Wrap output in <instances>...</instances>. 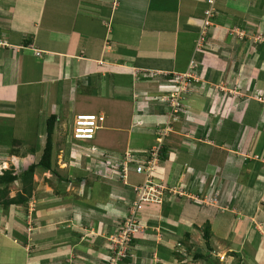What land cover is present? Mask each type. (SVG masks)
Returning <instances> with one entry per match:
<instances>
[{
  "label": "crops",
  "instance_id": "0c3cea01",
  "mask_svg": "<svg viewBox=\"0 0 264 264\" xmlns=\"http://www.w3.org/2000/svg\"><path fill=\"white\" fill-rule=\"evenodd\" d=\"M205 9L204 0H0V36L13 47L0 49V96L8 94L14 103L11 106V102L0 104V120L15 115L13 108L15 112L20 108L15 100L23 94L29 97L31 92L32 95H38L45 91L44 99L51 104L62 100L67 106L68 115L88 112L104 116L105 120L99 126L95 138L101 137V131L125 134L118 153L109 152L100 143H96L90 150L93 153H104L102 159L110 164L119 162L121 166L130 154L133 155L130 156L132 159L138 161L146 156L148 150H142L139 144H142L141 141L147 144V140L136 138L133 127L144 128L145 131L141 129L143 133L151 129L152 133L161 134V128L168 122L169 126L171 123L169 134L177 140H173L174 143L168 142L170 139L167 138L162 140L161 146L166 149L165 158L161 161H165L166 166L161 168L163 175L166 172L172 175L171 172H175L181 165L186 169L191 162V167L194 164L206 166L208 161L204 150L212 147L209 144L213 140L211 134L217 132L218 138L220 131L217 128L220 124L224 128L228 125L236 126L235 118L252 116L257 104L252 95L264 89V65L259 66V61L264 60V0H216L215 15L211 19L203 48L194 54L197 65L193 71L195 80H190L188 94L182 96L180 112L171 115L166 102L162 100L175 89V76L187 71L191 59L189 52L194 47ZM34 50L40 51V57L34 55ZM133 78L138 80L133 83ZM130 102L134 103L130 111L125 112L124 104L129 105ZM193 105H199V108ZM121 116L125 118L124 122ZM214 126L217 128L212 129ZM206 131L209 133L206 134ZM128 141H132L131 145ZM220 145L218 143L214 147L221 148ZM152 146L154 143L150 148ZM170 149L180 153L172 161L177 165L176 168L173 163L168 167L166 164L168 155H173ZM129 150L135 152L130 153ZM72 152L81 154L76 149H71ZM181 153L186 156L182 157ZM18 155L10 154L8 160L12 162L24 158ZM86 156V159H90L89 155ZM223 157L227 158V155ZM32 158V155H27L28 160ZM7 162H0L1 171L6 170L3 164ZM228 163L225 159L220 166L212 164V169L219 170L215 176L217 179L205 180L209 183L206 189L209 190L208 195L213 193L216 197V205L211 208L213 215L227 210L229 188L232 194L235 190L236 200L243 193V186H236L235 181L232 187L223 182L229 179L226 175ZM133 167L128 168L125 179L121 178L122 167L119 171L116 167L106 168L111 181L115 182V177L119 184L112 192H108L103 208L96 206V210L104 212L110 221L125 215L127 204H120L117 200L129 194L122 182L128 184V179H134L131 177V173H135ZM190 174L188 169L187 176ZM202 177V173L197 175L195 188L200 189ZM199 189L191 193L197 197ZM168 205L167 201L162 209L150 207V211H147L141 208L138 221L145 227V233L143 231L138 239L140 242L135 241V244L156 248L157 254L162 257L160 260L174 264L163 258L168 254L159 250L162 247L158 242H179L185 238V234H189L188 241L181 246H189L190 252L181 255L179 259H189L192 263L193 244H189L192 235L187 228V223L192 219L182 220V217L170 214L167 208L174 205ZM92 209L95 210L94 206ZM116 209L123 212H116ZM157 211L162 213L165 220L162 232L170 237L163 236L162 240L156 238L154 243L151 239L142 238H146L145 234H150L154 227H158V222L152 218ZM232 213L236 218L230 220V224L218 221L219 225L225 228L237 224L235 229L243 231L242 220L236 212ZM167 219L174 221V224ZM195 228L199 229V226ZM210 230L212 240V227ZM114 231L112 228L108 233L113 234ZM242 236L244 239L247 237L243 233ZM248 241L246 239V243H243L244 247L248 246ZM168 248L166 246L162 249L169 251V257H172L173 249ZM174 250H177L176 246ZM138 252L140 254H135V258L143 264L148 256L142 254L143 250ZM220 253L217 252L218 255ZM64 254L66 251L59 248L49 258H60ZM28 257L31 255L28 254ZM131 263L134 264H126Z\"/></svg>",
  "mask_w": 264,
  "mask_h": 264
},
{
  "label": "rangeland",
  "instance_id": "374dc122",
  "mask_svg": "<svg viewBox=\"0 0 264 264\" xmlns=\"http://www.w3.org/2000/svg\"><path fill=\"white\" fill-rule=\"evenodd\" d=\"M207 24L211 25L209 21ZM2 48L10 49L13 47L7 44V46ZM197 51L194 46L189 52V57H191L190 61L195 62L194 54ZM259 62V66L264 65V60ZM259 69L262 70V68ZM135 80L137 81L138 79L133 78V83ZM31 93L33 94V92ZM32 94L29 93V97L23 94L18 100L14 99L20 108L16 112L13 108V114L15 113V115L0 120V162L4 160L5 162L8 161L7 164H3V168L9 169L13 167L17 174L26 170L30 164L36 163L39 160L45 141V121L50 115H55L56 122L52 137L53 151L51 170L50 172L39 168L35 170L32 179L33 190L26 206H0V264H28L34 261L37 264H118V258L122 257L124 251L129 250V247L125 245L117 253L116 248L120 245L121 240L119 241V239L114 237L124 224L126 214L137 200L135 187L142 182L143 178L142 175L138 176L133 172L131 173V177L134 178L133 180L128 179V184L122 182L126 186L125 189L129 191V194L123 196L122 200L115 198V201L117 200L120 204H127L125 205L127 209L124 210V217L117 216L115 220L110 221L109 218L107 219L108 216H104V212L101 210L98 211L96 208H103L102 205L108 198L109 193L119 184L115 177L113 181L116 183L111 181L110 173L106 171V168L116 167V170L119 171L121 166H119V162L110 164L107 160L102 159L104 153H93L90 150L92 147H95L96 143H100L109 152L118 153L119 148L124 143L125 134L117 133L116 131H101L100 138L96 137L90 142L76 144L71 138V123L74 115L73 113L70 115L66 114L68 111L65 103L61 100L58 103L53 102L51 104L44 99V95H46L45 91L44 93H38V95ZM33 96L34 98H32ZM252 96L255 103H257L252 116L250 114L248 117L244 116L242 119L235 118L237 120L236 126L228 125V127L226 126L224 128L220 124L218 128L215 126L212 127V129L217 128V131L220 132L218 133V138H216L217 132L211 134L213 135V140L209 144L212 147L204 150L207 153L206 159L208 164L206 166L199 167L194 164L191 167L193 164L191 162V164L188 163L187 170L183 165H181L182 167L176 168L177 165H174L172 161L180 153L177 154V151L170 149L173 151V155H168L166 164L168 167L173 163L176 171H172V175L170 173L168 175L166 172L164 176L161 168L165 166V161L162 163V160L155 164L153 167L154 170L152 171L153 182L164 187L169 193L166 194L163 191L160 204H141L136 211V218L138 219L139 213H142L141 208H146L147 211H150V207L162 209L167 201L170 205L174 202V207L169 210L170 214L172 213L174 216L182 217V220L192 219L187 223V228L192 235V242L189 244H193L191 246L193 253L203 251L201 229L206 225V221L211 220L209 224L214 234L211 244L214 249H217V252H221L219 255L216 253L219 257L216 263L219 264H264V89L255 92ZM7 102H11L10 106L14 104L8 97V94L6 96H0V104H8ZM133 103L130 102L129 105L124 104V111H130ZM136 103H141V101H136ZM249 105L250 103L248 107ZM195 107L199 108V105ZM123 118L121 116L124 122L125 118ZM126 122H128V119ZM122 125L120 124V126ZM138 127H133V131H135L136 138L147 140V144H143L144 141H141L142 144H139L142 150H148L146 152L147 155L153 149L152 147L160 144L157 140L158 137L162 140L164 138L170 139L168 142L171 143L175 142L173 140H177L171 137V133L169 134L171 127L167 131H164L167 125L161 128L163 130V137L158 132V134L152 133L151 129L143 133L141 129L144 130V128ZM207 133L209 132L206 131ZM14 140H17L20 144L12 146L11 144ZM130 142L132 143V141H128V143ZM152 143H154V146L150 148ZM218 143L221 144V148L214 147ZM36 145H38V152H36L35 156L30 154V150ZM147 147L150 149H147ZM70 148L78 150L81 154H76L77 151L75 154L74 152L70 153ZM14 150L20 151L19 154H25L24 152H26L23 156L24 158L20 161L12 160V162L8 160ZM129 151L130 153L135 152L133 150ZM209 152L210 154H208ZM225 154L227 158L223 157ZM27 155H32L33 158L28 160ZM86 155H89L90 159H86ZM181 155L182 157L186 156L184 153H181ZM130 156L133 157L131 154ZM144 157H141V162ZM225 159L227 162L229 161V168L226 171L229 179L223 182L232 187V183L235 181L236 186H243V193L236 200L235 197H237V194L235 190L232 194V189L230 190L229 188L226 197V201L228 199L227 210H224L226 212H222L221 214L215 213L216 216L212 214L213 211L211 210V208H214L213 205H216L214 200L216 197L213 193L208 195L209 190L206 189L209 183L207 184L205 180L217 179L215 176H217L216 174H218L217 172L219 170L212 169L213 166L211 165L216 164L220 166V163H223ZM133 160L140 162V160ZM197 163L199 164V162ZM130 166L135 167L133 164ZM188 169L191 172L189 177L187 176ZM199 173H202L203 176L200 189L194 186ZM158 174L161 176L157 177ZM59 178L62 181H59ZM196 182L198 181L196 180ZM21 188L20 181L9 185V197H14ZM198 189L199 197L197 198L191 192L197 191ZM205 201L209 204H206ZM93 206L95 210L92 209ZM232 211L234 213L236 212L243 222L244 229L243 231L239 230L241 231L240 234L237 233L239 232L237 228L235 229L237 224L235 226L233 225L234 227L225 228L219 225V222L222 223L223 221L230 224V220L236 218V215ZM116 212L123 211L116 209ZM157 212H155L152 218L158 222V227H154L153 232L145 234L146 238L144 237L142 239H151L154 241L159 238L161 240L164 239L163 236H166V238L170 237V235L162 232L164 226L162 224H165V220L161 216L162 213ZM167 221L174 224V221L169 219ZM193 224L199 226V229L193 227ZM112 228L115 231L113 234H109L108 232L112 231ZM143 228L145 233V227L143 226ZM242 233L244 236L247 235L246 239H249L248 246L245 245L244 247L243 245V243H246V239H244ZM124 243L125 241L123 245ZM158 244L162 248L168 246V250H174V246H176L178 253H181V250L183 251L182 246L177 241L175 243L158 242ZM145 246L134 245L133 251L130 250V256L132 257V261L130 260V262L142 264L140 260L135 258L136 253L134 252L136 250H143L144 252L142 254L145 257L148 256L143 261V264H152V259L153 264H168L159 259L162 257L157 254L156 248H147ZM59 248H63L66 254L60 258H49ZM162 248L159 247V250L168 254L163 258L168 259L169 262L174 264H206L205 261L200 262V260L191 263L189 259L187 261L181 260L179 256L176 257L175 255L169 257V251H164ZM173 250L171 251L173 252ZM47 251L49 253L44 254ZM27 253L31 257H28ZM107 255L111 257H107ZM213 257L216 258V255H213Z\"/></svg>",
  "mask_w": 264,
  "mask_h": 264
},
{
  "label": "built area",
  "instance_id": "2783aa9c",
  "mask_svg": "<svg viewBox=\"0 0 264 264\" xmlns=\"http://www.w3.org/2000/svg\"><path fill=\"white\" fill-rule=\"evenodd\" d=\"M214 3L215 0H206L208 8L204 12L205 21L203 23L199 37L196 41L197 49H199L204 42V34L206 32L207 26L209 25L207 24V22L213 16ZM4 46H7V42L0 39V47ZM36 56H39V52H36ZM193 68L194 63L190 61L188 66V72L179 76L177 89L170 95L169 113L171 115L176 114L179 111V101L181 99L182 94L186 93L187 91L188 79L191 77L189 71H192ZM103 121L104 117L101 115H94L92 113L76 115L72 125L73 140L80 142L91 140L95 135V131L98 128V124L102 123ZM168 129L169 128H166V130L164 131H167ZM161 136L163 137L162 133ZM160 144L156 147H153V149H151L148 153V156L144 160H142V162H138L133 168L136 174H141L143 176V182L141 185L135 187L137 200L133 203V207H131L130 211L127 213L124 224L118 230L117 234L114 237L119 239V241L121 240V243L119 242L120 245L118 246V248H116L117 253L119 252V249L128 244L132 235L143 233L144 228L143 226H141L140 222L136 218V211L140 207V205L145 203L160 204V199L163 196V191H167L169 193V191L166 190L164 187L154 183L152 179V171L154 170L153 167L157 162H159V150L161 147ZM132 162H134L133 159L127 155L126 159L122 163V179L126 178L127 170L128 168H130V165H132ZM124 241L125 243L123 245ZM125 252L126 251H124L122 257L125 256ZM120 258H118V262Z\"/></svg>",
  "mask_w": 264,
  "mask_h": 264
},
{
  "label": "trees",
  "instance_id": "16d2710c",
  "mask_svg": "<svg viewBox=\"0 0 264 264\" xmlns=\"http://www.w3.org/2000/svg\"><path fill=\"white\" fill-rule=\"evenodd\" d=\"M215 15V13H214ZM251 112V111H250ZM249 116V115H248ZM247 116V117H248ZM56 122V116L55 115H50L46 121H45V141L43 144V148H42V152L41 155L39 157V160L36 163L30 164L26 170H24L23 172L17 174L15 173L13 167H10L9 169H6L4 171H2V174L0 175V206L1 207H9V206H26L31 194H32V179H33V174L35 172L36 169H43L47 172H50L51 170V158H52V137H53V132H54V125ZM20 142H18L17 140L12 141V146H17L19 145ZM20 151H15L13 152L12 155H18ZM36 152H38V145L32 147V149L30 150V154L35 155ZM26 154V152H24ZM25 154H21V157H23ZM165 154H166V149L162 148V146L160 147L159 150V161H161L162 159L165 158ZM18 155V156H20ZM147 155V154H146ZM147 156L144 157V159ZM59 181H62L61 178L58 179ZM17 181H20L22 188L19 192H17L15 194L14 197H9V185H12L14 183H16ZM166 194H168V192H165ZM199 196V195H198ZM176 204V203H175ZM172 205H174V202L172 203ZM171 206V205H168ZM172 207H168L167 210H171ZM165 215V214H164ZM206 225L203 227L202 230V239L204 241V252L206 251L205 254H202L201 252L199 253H194L193 254V259L194 260H198V259H204L205 262H207V264H214L213 261H211L210 257H211V252L213 251L211 242H210V237H211V232H210V228H209V224L208 221L205 222ZM195 227H197L195 225ZM140 234H135L132 235L130 237V241L127 244V247H129V250H126L125 252V256L120 258L118 264H126L128 262H130V250L132 251L134 245L137 246V244H135V241H139L138 239H140ZM137 238V240H136ZM189 238V234H185V238L182 239V241H179L178 243L180 245H183L185 241H188ZM142 242V241H141ZM138 243V242H137ZM186 252L189 253L190 252V248L189 246H187L186 248ZM140 251V250H139ZM136 255H139L140 252L135 251ZM173 255L180 256L179 258H181L182 256L176 252V250L173 251L172 253ZM107 257H111L110 255ZM109 261V260H108Z\"/></svg>",
  "mask_w": 264,
  "mask_h": 264
},
{
  "label": "clouds",
  "instance_id": "9594fccd",
  "mask_svg": "<svg viewBox=\"0 0 264 264\" xmlns=\"http://www.w3.org/2000/svg\"><path fill=\"white\" fill-rule=\"evenodd\" d=\"M204 3L206 4V0H204ZM215 3H216V0H215ZM215 3H214V11H215ZM208 8V5L206 4V9ZM205 9V10H206ZM205 10H204V12H205ZM204 12H203V19H202V22H201V25L199 26V34H200V32H201V29H202V26H203V23H204V21H205V16H204ZM214 17V12H213V16H212V18ZM212 18H210L208 21H209V23L211 24L212 22H211V19ZM211 27V25H208L207 26V28H206V32H205V34H204V42H203V44H202V46L199 48V49H197L196 48V41H197V39H198V37H199V35L197 36V38H196V40H195V42H194V46H195V48L199 51V50H201L202 48H203V45H204V43H205V39H206V36H207V33H208V31H209V28ZM0 38L2 39V40H4L1 36H0ZM4 41H6V40H4ZM8 44V43H7ZM0 49H3L2 47H0ZM5 49H7V48H5ZM11 49V48H10ZM197 51V52H198ZM36 52H39V56H36ZM40 51H35L34 50V55L36 56V57H40ZM192 61V60H191ZM193 63H194V68H193V70L192 71H189L190 72V74H191V77L188 79V87H187V91H186V93H184V94H182V96H184V95H186V94H188V91H189V89H190V80H195V75H194V73H193V71L196 69V67H197V65H196V63L194 62V61H192ZM190 63V62H189ZM189 63H188V66H189ZM188 72V67H187V71L185 72V73H187ZM184 73V74H185ZM183 75V74H182ZM179 76H181V75H179ZM179 76H175L176 77V81H175V83L173 84L174 86H176L175 87V89L173 90V91H171V93H173L176 89H177V86H178V81H179ZM171 93L167 96V98H165V99H163L162 101H165L166 102V104H167V107H168V109H170V95H171ZM182 96H181V99H180V101H179V103H180V108H179V111L176 113V114H178L179 112H180V109H181V107H182V104H181V100H182ZM159 101H161V99L159 100ZM161 101V102H162ZM168 104H169V106H168ZM169 111V110H168ZM78 114H87V113H77L76 115H78ZM92 114H94V113H92ZM76 115L74 116V119H75V117H76ZM94 115H97V114H94ZM104 117V116H103ZM74 119H73V121H72V125H73V122H74ZM104 120H105V118H104ZM104 122V121H103ZM102 122V123H103ZM102 123H99L98 124V128L96 129V131H95V135H96V132H97V130L99 129V126L102 124ZM168 124V123H167ZM166 125V124H165ZM170 126H171V123H170ZM169 126V124H168V128L170 127ZM158 134V133H157ZM95 135H94V137L91 139V140H88V141H84V142H80V141H75V140H73V138H72V127H71V138H72V140L74 141V142H76V143H78V144H84V143H86V142H90V141H92V140H94V138H95ZM159 139V138H158ZM159 142L160 143H162V139H159ZM160 145H162V144H160ZM153 148V147H152ZM150 152V151H149ZM146 156H148V155H146ZM144 160V159H143ZM134 161V160H133ZM141 162V161H140ZM137 164L138 162H136V161H134V163L132 162V164L134 165V164ZM121 167H122V164H121ZM2 174V171H1V173H0V175ZM197 198H198V196H197ZM214 200H215V202H216V198H214ZM227 201H228V199H227ZM205 203L206 204H209V203H207L206 201H205ZM30 204V203H29ZM215 205V204H214ZM139 209V208H138ZM227 209V208H226ZM224 211V210H223ZM224 212H226V211H224ZM127 215V214H126ZM210 228V227H209ZM210 232H211V230H210ZM201 242H202V246H203V251H201V253L202 254H205L206 253V251L204 252V241H203V239H202V237H201ZM210 242H212V240H211V237H210ZM212 245V244H211ZM183 248V247H182ZM212 248H213V251L211 252V257H210V259H211V261H213V263L214 264H219V263H216V261H217V258H219L218 256H217V250H216V248L214 249V247L212 246ZM176 252H178L177 250H176ZM187 252H186V249H184L183 248V251L181 250V253H179L180 255H183V256H185V254H186ZM200 253V252H199ZM194 254V253H193ZM213 255H216V258H214L213 257ZM192 260L193 261H197V260H194L193 259V255H192ZM198 260H200V262H202V261H205L204 259H198ZM206 264H207V262H206Z\"/></svg>",
  "mask_w": 264,
  "mask_h": 264
}]
</instances>
